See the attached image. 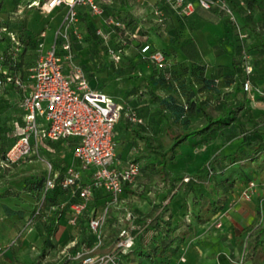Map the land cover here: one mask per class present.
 I'll return each mask as SVG.
<instances>
[{"label": "trees", "instance_id": "trees-1", "mask_svg": "<svg viewBox=\"0 0 264 264\" xmlns=\"http://www.w3.org/2000/svg\"><path fill=\"white\" fill-rule=\"evenodd\" d=\"M31 1L0 0V219L9 218L11 228L19 235L27 225L39 233L38 252L28 264H40L45 257L53 259L46 264H81L80 260L70 262L69 253L91 247L97 237L88 227L87 205L76 215L68 236L72 241L68 253L59 254L62 245L56 238L58 219L69 213V205L78 200V195L75 184L61 185L66 167L58 165L59 157L47 154L48 149L57 151L58 142L39 137L36 143L32 140L35 149L23 158L6 159L7 149L22 130V102L32 88L38 43L41 39L45 42L39 34L46 23L28 20L30 15L25 12L33 7ZM131 1L97 0L106 15L100 26L104 36L96 32V23L90 19L92 13L81 5L77 6L79 38L72 33V27L68 28L70 50L88 79L93 77L94 69L90 62L78 59V51L83 47H88L98 61L97 70L100 68L118 81L119 94L127 91L130 95L124 102L115 99L117 93L111 96L120 106L112 131L115 157L123 152L118 149L119 124L134 137L126 161L133 160L138 165L134 178L122 182L118 202L127 195L144 197L138 191L142 178H158L160 183V187L146 189L155 193L154 200H150V213H142L130 204L122 208L124 217L119 218L114 206L109 205L98 239L100 246H109L106 253L113 255V262L103 264H172L192 224L224 211L237 184L253 179L251 163L264 160V118L256 114L254 107L257 100L264 99V83L251 76L258 67L264 68V0H224L233 9L236 22L217 5L204 8L195 4L184 14L172 9L167 0L153 5L162 10L161 17L155 16L152 6L148 15L140 18L133 16ZM21 5H25L23 10L19 9ZM35 9L39 10V5ZM62 9L66 10V6H59L58 10ZM110 18L118 20V24ZM198 18L222 19L232 30V51L222 48L212 63L204 60L185 32L184 24L194 28ZM56 40L59 45L60 37L56 36ZM144 42L161 50L164 62L159 64L140 55L139 46ZM113 52L118 54L117 58ZM246 65L251 66L249 73ZM246 79L249 90L243 87ZM131 80L134 82L128 84L129 88H124V83ZM149 108L152 112L148 115ZM130 112L140 121H133ZM161 132L165 139L160 137ZM62 139L66 145L76 142L75 137ZM43 157L51 165L50 174L60 168L53 178L54 186L41 197L47 170L19 175L11 171ZM115 157V164L122 167ZM158 191H162L159 196ZM178 191L189 200L181 215L174 214L169 205ZM93 197L97 196L91 193V203ZM261 218L256 222V236L262 237L254 241L252 254L264 247V214ZM121 229L132 236L123 247L117 245Z\"/></svg>", "mask_w": 264, "mask_h": 264}, {"label": "built area", "instance_id": "built-area-1", "mask_svg": "<svg viewBox=\"0 0 264 264\" xmlns=\"http://www.w3.org/2000/svg\"><path fill=\"white\" fill-rule=\"evenodd\" d=\"M167 2L172 9L184 14L190 12L195 4L204 8L217 5L224 10L232 22H236L233 9L224 0H167ZM38 5L43 13H49L61 5H65L66 10L62 21L54 29L50 45L44 48L42 39L38 43V53L31 74L32 88L22 102V130L17 140L7 149L6 159L15 161L23 158L35 149L32 140L36 143L39 137L49 139L75 137L76 142L72 147V155L77 160L78 167L66 166L65 175L60 180L62 186L75 184L77 188L78 200L69 205L72 210L68 218L69 222L74 224L76 215L86 208L95 188L105 189L109 193V200L100 212H94L88 218V227L97 237L95 243L89 248L76 249L70 254V258L80 260L81 264L113 262V255L110 253L105 252L99 256H93L87 252L99 245L98 234L107 207L118 202L122 193V182H130L134 178L138 165L136 161L128 160L124 166L118 167L113 161L116 148L112 131L120 106L107 93L89 84L83 68L74 60L68 41L69 27H72V33L76 38L80 36L76 30L79 19L78 5L86 7L95 15L102 14V12L97 5V0H39ZM19 9L23 10L24 6L21 5ZM152 9L156 17H161L162 10L159 7L153 6ZM109 20L118 24V20L112 18ZM96 32L104 36L101 27H97ZM56 36L61 39L59 45ZM39 37L44 39L45 30L40 31ZM139 54L159 64L165 60L162 51L153 47L149 42H144L139 46ZM117 55L113 52L115 58ZM245 68L246 73H249L251 66L246 65ZM243 87L249 90L247 79L243 82ZM129 116L135 122L140 121L134 112H130ZM46 163L49 171L42 186L41 197L54 186L55 174H50L51 165L48 161ZM87 168H89L90 177L88 181L83 182L80 180L81 169ZM255 186L256 182L253 179L249 180L241 189L240 194L249 198ZM119 236L117 245L123 247L131 242L132 236L126 235L124 229L120 230Z\"/></svg>", "mask_w": 264, "mask_h": 264}, {"label": "crops", "instance_id": "crops-1", "mask_svg": "<svg viewBox=\"0 0 264 264\" xmlns=\"http://www.w3.org/2000/svg\"><path fill=\"white\" fill-rule=\"evenodd\" d=\"M160 0H132V14L135 17L144 18L146 13V16L148 15V12L150 10V7H152L155 2H159ZM139 6L143 8V12L141 14H137L135 12L134 6ZM32 8V7H30ZM30 8H27L30 9ZM59 7L55 8L53 11L47 13L48 15L44 14V17L40 18L41 23L43 24L45 28V37L44 41H46V37L48 34V29L50 25V20L53 19V17L56 15V13L59 11ZM35 8H32L31 12L34 11ZM86 11L88 10L86 7H84ZM27 14H30L29 11H27ZM36 11V10H35ZM40 11V10H39ZM41 12V11H40ZM89 12V11H88ZM42 13V12H41ZM64 15V14H63ZM95 15V14H94ZM96 16L100 17L99 23L96 24L97 27H100L104 21H106V15L105 14H96ZM63 16H60L58 25L62 21ZM192 20H195V17L190 18ZM197 26H194V28L188 27V25L185 23V32L187 35L193 39V42L195 43L196 47L199 49V52L202 53L204 60L207 62L210 61L211 63L214 60L215 55L220 52V49H225L221 44L218 42L219 37L213 32V25H219V27H224V35L223 36H229L230 37V45H228L227 52H231L233 48V37H232V30L229 28V26L222 20V19H203L198 18L195 22ZM201 23L203 27V31L205 34H200V43L198 35H193L194 29L198 27ZM57 25V26H58ZM56 26V27H57ZM55 27V28H56ZM54 28V29H55ZM53 29V32H54ZM52 36L50 37L49 43L52 41ZM49 43L44 42V48H47ZM226 50V49H225ZM86 53V54H83ZM81 55H84L81 56ZM211 56L212 59L207 56ZM78 59L81 61L90 62V65L92 69H94V75L93 77H87L88 82L91 86L96 87L103 91L100 88V82L101 84H104V78L108 77L105 73L99 70H97V62L94 57L89 52L88 47H83L79 49L78 51ZM66 66V65H65ZM67 68V66H66ZM98 76V78H97ZM116 80V79H115ZM117 81V80H116ZM118 82V81H117ZM119 85V83H118ZM104 92V91H103ZM120 91H118L119 95ZM109 95V94H108ZM115 95V94H114ZM110 96V95H109ZM259 103V102H258ZM116 130L117 135L120 137V143L118 145V149L122 152L121 154H118L115 159L118 165L124 166L126 160L130 158V152H131V141H133V136L130 134L128 135V131L125 130L121 125L116 124ZM125 133V134H124ZM63 138V137H62ZM61 139V148L64 152H71L72 155V147L73 145H66L64 142V139ZM55 141L57 139H54ZM57 150H59L57 148ZM55 151L54 149H48L47 154L49 155L50 152ZM73 155L71 157V161H74V163H68L64 164L65 167L68 165H73L78 167V162L74 158ZM45 162L47 161L44 157L42 158ZM259 161V160H258ZM261 161V160H260ZM63 160H61L58 165L64 167V165L61 163ZM250 167V176L253 178V180L256 182V186L249 198H245L240 194L241 189L245 186L246 183H240L237 184V188L232 194L231 203L224 209V211H221L215 215H212L209 219L206 221L200 222V223H193L192 226L189 228L187 235L185 237V240L180 246L179 252L177 257L172 261V264H264V247L257 250V252H254L252 254V246L254 244V241L256 239H259L262 237V235L256 236L258 228L257 223L261 221L262 214H264V211L262 209V202L264 201V160L261 162L254 161L251 163ZM60 168V167H59ZM54 169V173L56 174L58 169ZM49 171V169L47 170ZM89 168L87 169H81V177L80 180L85 182L88 181L90 174H89ZM140 186H138L139 188ZM147 189V188H146ZM149 191H146L145 197L142 199L140 195L134 194L131 196H126L124 200L119 201L116 203L117 205H121V207L130 206V204H135L138 209L142 213H150L151 210V201L154 200V191L150 194ZM92 194L94 196H97L96 199L93 197V203L91 201L88 202L89 212L90 215H92L94 212H100L105 205V203L109 200V193L103 189V188H95L92 191ZM160 194H158L159 196ZM188 196L186 198L182 194H175V197L173 196L169 200V205L171 206V210L176 215H181L183 212L186 211V207L188 206L187 201ZM159 199V198H158ZM146 201L144 205H146V210L141 208V202ZM143 203V202H142ZM116 204L112 205L114 206V212L119 217V214H123V209L116 206ZM72 210L70 209L69 213L63 214L58 219V228L56 233L57 235H66L67 240L65 241V245L67 247L66 251L61 253L63 256L64 254L68 253L69 251V245L72 243L70 240L69 233L71 232V228L74 224H71L68 220L69 216L71 215ZM63 218H66V225L63 224ZM120 218V217H119ZM257 222V223H256ZM12 229V228H11ZM66 231V233H65ZM20 238V237H19ZM64 242V241H62ZM59 243V241H58ZM63 243L60 242V245ZM102 246H108V245H98L97 247ZM85 248V247H84ZM105 252V251H104ZM99 253L103 252H98ZM71 252L69 253L70 256ZM96 256V255H95ZM183 257V259H180ZM74 261L70 258V262ZM69 264V261L67 262Z\"/></svg>", "mask_w": 264, "mask_h": 264}, {"label": "rangeland", "instance_id": "rangeland-1", "mask_svg": "<svg viewBox=\"0 0 264 264\" xmlns=\"http://www.w3.org/2000/svg\"><path fill=\"white\" fill-rule=\"evenodd\" d=\"M31 4L33 7L32 8H36V6L39 4V0H32ZM32 8L28 9L27 11H29V13L31 12ZM137 8V9H136ZM135 12H137V14H141V12H143V8L137 6H134ZM36 10V11H35ZM65 11V10H64ZM63 9L59 10L56 15L53 17L52 20H50V25H49V29H48V34L46 37V41L47 43H49L50 41V37L52 36L53 33V29L58 25L59 22V18L60 16H63L64 13ZM26 12V11H25ZM27 13V12H26ZM144 13V12H143ZM47 13H41L38 9H34V11L32 13H30L28 20H30L31 18L34 19V21L40 20L41 17H44L43 15ZM144 15L146 16V13H144ZM90 19L92 20V22L98 24L100 17L96 16V15H90ZM27 18V17H26ZM198 24V23H197ZM196 24V25H197ZM200 25H198V27L196 29H194L193 31V35H198L197 37H199V42H200V34H205L203 31V27L201 25V23H199ZM224 30L225 28L223 27H219V25L214 24L213 25V32L215 34H219L220 39H218V42L221 44V46H223L226 50L228 49V45H230V37L229 36H223L224 35ZM201 43V42H200ZM202 44V43H201ZM86 54V53H83ZM84 57V55H81ZM211 58V56H207V58ZM177 58H181V55H177ZM176 58V59H177ZM79 60L75 59V62L78 63ZM211 61V60H210ZM210 61H208V63H210ZM251 76H253L254 79L257 78V81L260 82V84L263 85L264 80H263V76H264V68L263 67H258L256 71H254L253 73H251ZM134 81H127L124 83V88H129V86L133 83ZM263 82V83H262ZM130 84V85H128ZM100 88L107 94L111 96H114V94L118 93L119 89H118V82L112 78V76H108L104 78V84L100 82ZM250 94H252L253 96L256 94L254 91H249ZM129 93L127 91H123L121 94H119L117 97H115V99L119 102H124V101H128L129 98ZM259 102V103H258ZM254 107H255V112L256 114H258L260 117L264 118V99L262 100H257L256 103H254ZM148 110V115L152 112V110L149 108ZM147 116V115H146ZM162 139H165L166 136L164 133L161 132V136ZM134 139V137H133ZM61 139H57L56 141L57 143V148L59 150L57 151H52L49 153V157H56L58 156L60 160H63V162H61L63 165L68 164V163H74V161H71V152H64L62 150V146H61ZM137 144V143H136ZM230 148V146L228 147ZM125 152V151H123ZM74 159V158H72ZM59 160V161H60ZM64 165V166H65ZM40 170H48V164L43 160V159H39V160H35L33 159L30 162H27L26 165H24L23 167H15L14 169L12 168L11 173L12 174H30V173H40ZM14 172V173H13ZM14 174V175H15ZM13 176H9L7 178H11ZM184 179H187L186 177ZM0 182H2L0 180ZM140 183V188L138 191H141L144 193V195H146V188H152L155 189L157 187H160V183L158 178L154 179V178H142L139 181ZM153 191H149V193L151 194ZM160 192L162 191H158V194H160ZM179 194V191L177 192ZM145 197V196H144ZM143 197V198H144ZM175 197V195H174ZM142 198V197H141ZM142 198V199H143ZM143 202V203H142ZM141 202V208H143L144 210H146V205H144V203L146 201H142ZM146 204V203H145ZM120 209L122 208L121 205H117ZM146 206V207H145ZM120 218H123V214L120 213L119 214ZM63 224L66 225V218H63ZM66 221V222H65ZM66 233V231H65ZM39 233L31 226V225H27L21 232L20 235L14 232L13 229H11V223L9 218H2L0 219V264H28L35 256V254L38 252V248L40 245V237H39ZM20 237V238H19ZM57 240L63 243L62 246H60V252L63 254V252L66 251L67 247L64 244L65 241L67 240L66 235H57ZM64 241V242H62ZM109 246H102V247H97L94 248L93 250H91L90 252H87V254L90 255H97L98 252H106L108 251ZM60 254V253H59ZM53 260L51 257H45V258H41V262L40 264H46V262Z\"/></svg>", "mask_w": 264, "mask_h": 264}, {"label": "clouds", "instance_id": "clouds-1", "mask_svg": "<svg viewBox=\"0 0 264 264\" xmlns=\"http://www.w3.org/2000/svg\"><path fill=\"white\" fill-rule=\"evenodd\" d=\"M26 5V4H25ZM25 5H23L24 6V8H25ZM30 8V7H29Z\"/></svg>", "mask_w": 264, "mask_h": 264}]
</instances>
